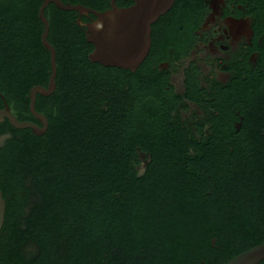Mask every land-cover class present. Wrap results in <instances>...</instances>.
I'll return each instance as SVG.
<instances>
[{"label":"trees","instance_id":"obj_1","mask_svg":"<svg viewBox=\"0 0 264 264\" xmlns=\"http://www.w3.org/2000/svg\"><path fill=\"white\" fill-rule=\"evenodd\" d=\"M58 12L49 18L56 88L35 101L47 131L38 137L0 122V137L9 135L0 146V250L30 241L35 264H226L264 242V224L242 206L241 187L255 170L248 156L230 182L209 159L215 188L189 173L194 163L179 152L167 115L156 122L159 109L145 100L156 89L145 84V63L134 73L91 63L89 44ZM36 25L20 50L0 34V110L3 97L19 122L39 124L28 94L47 87L50 55ZM29 195L38 200L24 217Z\"/></svg>","mask_w":264,"mask_h":264},{"label":"flooded vegetation","instance_id":"obj_2","mask_svg":"<svg viewBox=\"0 0 264 264\" xmlns=\"http://www.w3.org/2000/svg\"><path fill=\"white\" fill-rule=\"evenodd\" d=\"M45 1L0 0V34L11 46L23 48L20 41L36 32V24L42 34L39 12ZM57 1L76 9L63 11L53 2L44 5L47 42L53 47L49 18L63 12L67 27H74L89 44L88 60L95 50L88 40L104 26L157 16L149 25L148 53L130 72H139L145 63L148 91L156 87L145 100L150 102L152 97L159 109L156 122L167 115L166 124L182 144L179 152L190 166L194 163L189 173L199 171L215 188L214 164L209 159H217L220 171L216 173L230 182L233 176L243 175L235 168L248 156L255 170L241 187L242 206L253 209V222L264 224V0ZM33 45L34 41H25L26 47ZM149 161L145 149V175L151 172ZM205 195L211 198L212 189ZM37 200L28 196L24 217ZM37 254L35 244L22 242L16 250H0V264H35Z\"/></svg>","mask_w":264,"mask_h":264},{"label":"water","instance_id":"obj_3","mask_svg":"<svg viewBox=\"0 0 264 264\" xmlns=\"http://www.w3.org/2000/svg\"><path fill=\"white\" fill-rule=\"evenodd\" d=\"M48 2H53L60 10L67 11L76 8L63 6L57 0H47L39 12V19L44 25L41 34V41L45 50L50 55L51 73L48 80V86L33 87L29 91V112L31 116L40 124L31 122H19L11 113L9 106L3 99V109L0 110V122L7 120L9 125L17 130L29 129L36 136H43L48 128V122L45 116L35 110L36 96L48 97L55 90L56 62L55 51L47 42L48 24L43 16L42 9ZM157 16H146L144 20L136 22H126L116 27L104 26L102 32L92 36L88 41L95 46V50L89 55V60L93 63H99L104 67H114L129 71H134L145 59L150 47V22ZM142 19V18H141ZM146 19V21H145ZM9 138V135L0 137V146ZM5 202L0 190V231L4 223ZM215 240H212V244ZM264 259V242L240 253L235 258L229 260L226 264H259Z\"/></svg>","mask_w":264,"mask_h":264}]
</instances>
